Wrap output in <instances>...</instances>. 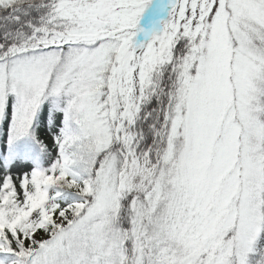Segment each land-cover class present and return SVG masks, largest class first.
<instances>
[{
	"label": "snow or ice",
	"instance_id": "1",
	"mask_svg": "<svg viewBox=\"0 0 264 264\" xmlns=\"http://www.w3.org/2000/svg\"><path fill=\"white\" fill-rule=\"evenodd\" d=\"M0 264H264V0H0Z\"/></svg>",
	"mask_w": 264,
	"mask_h": 264
}]
</instances>
